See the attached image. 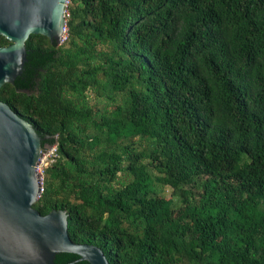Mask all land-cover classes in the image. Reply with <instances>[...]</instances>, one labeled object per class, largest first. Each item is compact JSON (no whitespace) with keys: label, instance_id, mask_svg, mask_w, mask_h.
<instances>
[{"label":"trees","instance_id":"1","mask_svg":"<svg viewBox=\"0 0 264 264\" xmlns=\"http://www.w3.org/2000/svg\"><path fill=\"white\" fill-rule=\"evenodd\" d=\"M66 14L65 41L31 34L0 88L57 143L35 207L65 209L70 237L110 264H264V0H69Z\"/></svg>","mask_w":264,"mask_h":264},{"label":"water","instance_id":"2","mask_svg":"<svg viewBox=\"0 0 264 264\" xmlns=\"http://www.w3.org/2000/svg\"><path fill=\"white\" fill-rule=\"evenodd\" d=\"M68 2L0 0V35L10 41L0 45V88L14 83L22 73L31 34H42L61 44ZM53 145L44 149L34 125L0 100V264H58L55 257L60 252L80 256L65 264L79 260L110 264L100 246L77 243L70 237L65 209L42 214L34 205L43 181L37 165Z\"/></svg>","mask_w":264,"mask_h":264},{"label":"built area","instance_id":"3","mask_svg":"<svg viewBox=\"0 0 264 264\" xmlns=\"http://www.w3.org/2000/svg\"><path fill=\"white\" fill-rule=\"evenodd\" d=\"M64 37H66V36H64ZM56 156H57V143H55L49 150H47L42 155L41 161L37 165V170H38V172L41 173V175L43 177L41 194L44 191V172H45V168L49 165V163L54 161Z\"/></svg>","mask_w":264,"mask_h":264},{"label":"rangeland","instance_id":"4","mask_svg":"<svg viewBox=\"0 0 264 264\" xmlns=\"http://www.w3.org/2000/svg\"><path fill=\"white\" fill-rule=\"evenodd\" d=\"M64 36H66V37L63 38V41L61 42V44H62V43L65 41V39L67 38V28H66V32H65ZM88 96L92 99L93 102H95V101H99L100 98H101V97L98 98L97 95L95 94L94 90H91V89L88 91ZM103 103H104V101L100 102L99 105L101 106V105H103ZM161 193H162L165 197H167V198H173L174 201L176 202L177 198L174 197V196L172 195V189H171V187H169V186H165V187H163V188L161 189Z\"/></svg>","mask_w":264,"mask_h":264},{"label":"flooded vegetation","instance_id":"5","mask_svg":"<svg viewBox=\"0 0 264 264\" xmlns=\"http://www.w3.org/2000/svg\"><path fill=\"white\" fill-rule=\"evenodd\" d=\"M8 41H9V40H8ZM8 44H10V41H9L8 43L4 44V45H8ZM26 61H28V60H26ZM25 63H26V62H25ZM24 70H25V65H24V69H23L22 73L24 72ZM22 73H21L20 75H22ZM18 76H19V75H18ZM18 76H17V77H18ZM17 77H16V78H17ZM15 80H16V79H15ZM14 82H15V81H14Z\"/></svg>","mask_w":264,"mask_h":264}]
</instances>
